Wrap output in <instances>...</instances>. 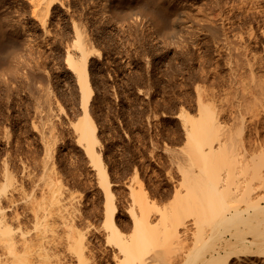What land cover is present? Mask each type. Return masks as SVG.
Segmentation results:
<instances>
[{
  "label": "rangeland",
  "instance_id": "rangeland-1",
  "mask_svg": "<svg viewBox=\"0 0 264 264\" xmlns=\"http://www.w3.org/2000/svg\"><path fill=\"white\" fill-rule=\"evenodd\" d=\"M174 1L192 19L178 31L182 39L177 42L159 35L148 20L141 24L119 22L111 15L108 0H93L95 5L91 0H80L72 15L75 21H86L88 28H97L93 44L100 55L90 58L94 87L90 111L113 192L109 201L117 206L114 218L128 236L133 232V213H141L140 201H147L151 205L148 210L156 215L159 209L155 207H159L179 217L190 212L187 204L196 194L205 198V179L195 176L197 166L188 167L189 181L183 177L186 163L180 161L187 158L184 150L195 156L194 147L187 144L184 120L179 115L182 110L197 118L200 98L215 110L217 133L209 135L218 147L215 165L223 177L227 172L223 161L230 160L234 186L240 179L239 141L245 135L250 143L254 137L251 121L247 122L251 125L248 130L242 131L234 117L237 100L231 71L244 73V82L250 79L248 70L240 65V43L249 39L248 26L254 24L249 55L255 56L257 80L264 81V4L257 16L247 14L241 22L237 12L231 11L233 16L228 23L226 20L219 47L215 39L220 32L209 28L219 23L215 12L209 13L214 7L210 0ZM100 6L110 17H92ZM0 10L10 28H16L0 48V193L16 186L13 209L30 218L25 219V231H35L31 216L42 193L51 220L66 218L74 223L72 231L57 226L54 238L34 246L31 263L115 264L118 245L110 237L105 219L108 196L74 128L82 109L79 81L67 64L68 50L73 54L75 40L72 19L69 13L51 17V34L45 35L29 18L22 0H0ZM158 12L165 30L171 29V12ZM21 30L27 31L26 42L8 61ZM187 182L192 189H187ZM13 226L17 229L16 224ZM189 227L186 239L170 235L166 241L168 255L189 252L196 236L205 232L191 221ZM79 233L81 241L76 240ZM256 258H251L254 264H258ZM2 264H11L4 254Z\"/></svg>",
  "mask_w": 264,
  "mask_h": 264
},
{
  "label": "bare ground",
  "instance_id": "bare-ground-1",
  "mask_svg": "<svg viewBox=\"0 0 264 264\" xmlns=\"http://www.w3.org/2000/svg\"><path fill=\"white\" fill-rule=\"evenodd\" d=\"M22 2L27 8L29 18L37 22L36 25L45 35L51 34L49 26L51 17L69 13L72 19L75 40L72 44L73 54L68 50L67 64L77 75L82 109V115L79 120L75 121L74 128L77 131L78 143L83 145L91 162L98 169L100 184L104 187L109 201L113 198V192L110 188L107 167L103 162L102 150L98 149V145H101L98 127L90 111L91 98L94 93L90 58L94 54L100 55V51L93 44V38L98 35L97 28L92 30L87 27L86 21L82 19L75 21L73 18L72 15L80 0H22ZM90 3L95 5L93 0ZM108 3L111 15L117 17L119 22L133 20L136 24H141L148 20L156 27L159 35H163L171 42L181 40V35H177L178 31L192 21L189 15L182 13L180 6L174 0H152L151 2L150 0H108ZM209 4L214 6L210 8L209 13L215 12L219 18V23L209 28L211 32H220V36L215 39L220 47L222 35L226 32V20L227 23L231 20L232 12H237L238 21L241 22L247 14L257 16L264 0H210ZM119 6H123L124 9H120ZM98 8L92 16L94 19L105 20L108 16L110 17L105 13V7ZM158 9L171 12V29L165 30ZM200 10L199 7L198 11ZM260 14H262L261 11ZM15 30L16 28H10L5 18L0 15V48ZM165 32L168 33L165 34ZM17 34L18 45L11 49L7 57L8 61L26 42V30H21ZM248 34L249 39L240 43V65L248 70L250 79L244 82L242 78L244 73L231 71L234 74V96L237 100L234 117L240 121L242 131L248 130L250 123L254 128V137L250 143V139L248 140L245 135L239 141L240 179L234 186L233 177L232 180L230 177L235 174V171L228 158L223 161V168L227 171L223 172L225 173L224 178L216 168L218 147L214 145V140L209 136L210 133H217L216 113L200 98L197 118L189 116L184 110L179 113L184 120L187 144L194 147L195 156L192 157L188 149L184 150L187 158L180 162L186 163V166L182 168L185 181H189L188 167H198L195 176L205 179V193H203L205 198L196 194L187 204L190 212L183 213L184 215L179 217L159 207H155L156 210L159 209V214L156 215V212L148 210L151 205L147 201H140L141 213H133V232L129 236L124 234L117 224L114 218L117 206L113 201H109L105 219L110 227L109 235L118 245V253L116 251L115 258L113 256L115 264H254L255 259L252 260V257L259 258L256 263L264 264V135L262 137L260 135L264 129V81L257 80L255 56L253 53L249 55L255 36L254 24L248 26ZM231 55L230 52L227 57L228 63H230ZM233 69L234 66L231 65V70ZM230 93L229 91L228 96ZM248 120L251 122L247 125ZM219 144L222 146L224 141L221 139ZM45 165H50L49 159H46ZM186 187L188 190L192 189L188 182ZM15 189L14 185L10 192L1 191L3 195H0V264H2L3 254L11 264H32L34 246H42L50 241L52 234L55 235L57 226L72 231L74 223L66 218L51 220L52 217L46 207V195L42 193V199L36 203L38 209L43 208L44 211L40 213L37 209L31 216L35 231H25L23 229L26 225L25 219L30 218L13 209ZM132 193H134L133 190ZM189 221L200 230L204 227L205 232L201 231V236H196L194 246L189 249V252L187 250L176 256L168 255L166 253L168 238L170 235L176 236V239L188 238L191 232ZM13 224H16L17 229ZM79 234L76 240L81 241L82 234ZM234 258L237 260L232 262Z\"/></svg>",
  "mask_w": 264,
  "mask_h": 264
}]
</instances>
